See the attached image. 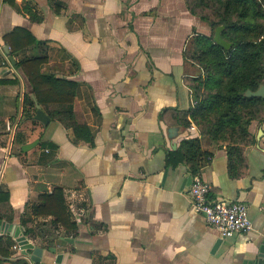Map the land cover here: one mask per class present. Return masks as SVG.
<instances>
[{"label": "crops", "instance_id": "obj_1", "mask_svg": "<svg viewBox=\"0 0 264 264\" xmlns=\"http://www.w3.org/2000/svg\"><path fill=\"white\" fill-rule=\"evenodd\" d=\"M15 2L0 0V187L9 193L0 220L20 227L43 255L33 262L1 228L0 237L18 247L10 245L0 264H243L264 236V112L250 123L254 139L237 167L227 143L185 123L194 104L185 78L203 70L184 52L194 33L212 34L209 22L187 0ZM17 26L45 43L43 72L76 82V120L89 126L92 141L76 143L60 121L24 115L31 85L15 63L42 49L11 54L3 36ZM196 137L211 156L199 171L185 158L167 162ZM195 174L211 183L212 201L247 203L252 230L221 237L192 205ZM56 187L76 232L35 214L40 195Z\"/></svg>", "mask_w": 264, "mask_h": 264}, {"label": "trees", "instance_id": "obj_2", "mask_svg": "<svg viewBox=\"0 0 264 264\" xmlns=\"http://www.w3.org/2000/svg\"><path fill=\"white\" fill-rule=\"evenodd\" d=\"M16 5L15 0H3ZM191 12L209 22L212 34L194 33L184 57L199 65L203 73L187 76L185 81L192 90L194 104L186 113L201 135L227 143L232 167L243 161V145L253 141L249 130L252 120L261 118L264 112V96L250 95L264 85V0H187ZM218 26H223L222 37L230 43L225 48L215 42ZM11 54L17 55L24 48L36 44L42 52L21 57L15 66L22 71L31 85L24 94L23 113L34 121L37 103L50 116L73 131V139L92 141L93 134L86 123L78 122L74 111L76 82L56 77L42 71L47 61L45 43L29 30L17 26L3 36ZM5 59L0 54V64ZM19 136V134H18ZM19 140V137H18ZM204 156V157H203ZM176 158L191 161L196 173L211 156L202 151L199 138L184 139L178 151L169 152L167 162L175 165ZM9 193L0 187V204L7 202ZM35 214H51L55 223L68 232L77 231L65 205L61 187L40 195ZM12 238L0 237V255H10ZM1 261V258H0Z\"/></svg>", "mask_w": 264, "mask_h": 264}, {"label": "built area", "instance_id": "obj_3", "mask_svg": "<svg viewBox=\"0 0 264 264\" xmlns=\"http://www.w3.org/2000/svg\"><path fill=\"white\" fill-rule=\"evenodd\" d=\"M8 126L11 129L10 125ZM211 189V183L201 175L192 176L189 196L194 209L204 217L206 222L224 238L252 230L253 224L247 203L239 200L212 201L209 198Z\"/></svg>", "mask_w": 264, "mask_h": 264}, {"label": "water", "instance_id": "obj_4", "mask_svg": "<svg viewBox=\"0 0 264 264\" xmlns=\"http://www.w3.org/2000/svg\"><path fill=\"white\" fill-rule=\"evenodd\" d=\"M223 26H218L215 30L214 39L215 42L219 45L229 48L230 43L222 37ZM4 50L6 53L10 54V49L8 45H4ZM11 61L15 63V58L13 55H9ZM248 94L250 95H261L264 96V85H262L257 91L252 92L248 91ZM37 111L35 114V119L38 121H41L45 124H49L51 118L50 116L40 107V105L37 103ZM174 131L177 128H173ZM40 142L39 139H36L30 143H26L22 145L23 151H28L29 149H32ZM2 230L7 233L9 232L12 234L16 241L18 242L20 249L22 250V253L30 258L33 262H40L42 255H43V249L41 247L35 246L34 243L30 242V240L26 237V235L23 234V231L20 227H15L13 224H10L6 221L0 220V230ZM257 250L253 252L249 257H247V260L244 261L243 264H264V236L261 240H258V243L256 244ZM32 250V251H29ZM55 248H50L48 250V253H54ZM61 255L58 256L60 258Z\"/></svg>", "mask_w": 264, "mask_h": 264}, {"label": "rangeland", "instance_id": "obj_5", "mask_svg": "<svg viewBox=\"0 0 264 264\" xmlns=\"http://www.w3.org/2000/svg\"><path fill=\"white\" fill-rule=\"evenodd\" d=\"M16 245V248L18 247V244H15Z\"/></svg>", "mask_w": 264, "mask_h": 264}]
</instances>
